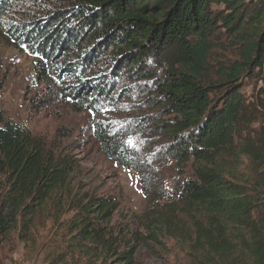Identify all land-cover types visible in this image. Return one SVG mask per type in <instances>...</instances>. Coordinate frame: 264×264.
<instances>
[{"label":"trees","instance_id":"trees-1","mask_svg":"<svg viewBox=\"0 0 264 264\" xmlns=\"http://www.w3.org/2000/svg\"><path fill=\"white\" fill-rule=\"evenodd\" d=\"M0 35L77 110L134 113L92 136L147 201L114 220L116 196L74 187L76 161L0 107L2 241L50 221L58 264H136L167 238L190 264H264V0H0Z\"/></svg>","mask_w":264,"mask_h":264},{"label":"rangeland","instance_id":"rangeland-1","mask_svg":"<svg viewBox=\"0 0 264 264\" xmlns=\"http://www.w3.org/2000/svg\"><path fill=\"white\" fill-rule=\"evenodd\" d=\"M217 54L222 58L224 52ZM34 60L0 35V107L7 117L25 122L34 134L44 137L56 156L67 154L76 161L70 178L74 187L116 196L120 207L114 220L128 223L133 214L146 208L138 176L134 170L105 156L92 136V127L97 121H108L119 129L134 113L109 109L94 115L77 110L70 101L61 99L56 90L49 91L50 83L38 77ZM54 226L50 221L40 223L33 243L19 241L16 236L10 241L0 239V264H58L63 256L58 247L67 237L58 238ZM165 243L166 251L155 245L140 247L135 263L190 264L172 240L167 238Z\"/></svg>","mask_w":264,"mask_h":264},{"label":"snow or ice","instance_id":"snow-or-ice-1","mask_svg":"<svg viewBox=\"0 0 264 264\" xmlns=\"http://www.w3.org/2000/svg\"><path fill=\"white\" fill-rule=\"evenodd\" d=\"M131 143V142H130Z\"/></svg>","mask_w":264,"mask_h":264}]
</instances>
